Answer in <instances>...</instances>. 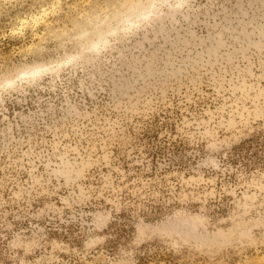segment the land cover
<instances>
[{"label":"rangeland","instance_id":"rangeland-1","mask_svg":"<svg viewBox=\"0 0 264 264\" xmlns=\"http://www.w3.org/2000/svg\"><path fill=\"white\" fill-rule=\"evenodd\" d=\"M0 264H264V0H0Z\"/></svg>","mask_w":264,"mask_h":264}]
</instances>
